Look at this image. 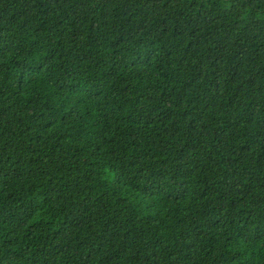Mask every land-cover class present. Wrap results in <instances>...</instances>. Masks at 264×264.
<instances>
[{
	"label": "trees",
	"instance_id": "obj_1",
	"mask_svg": "<svg viewBox=\"0 0 264 264\" xmlns=\"http://www.w3.org/2000/svg\"><path fill=\"white\" fill-rule=\"evenodd\" d=\"M0 264H264V0H0Z\"/></svg>",
	"mask_w": 264,
	"mask_h": 264
}]
</instances>
